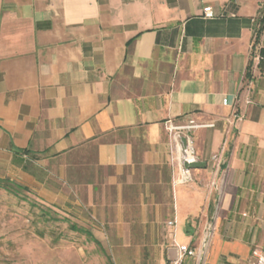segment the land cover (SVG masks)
<instances>
[{"label":"crops","instance_id":"0c3cea01","mask_svg":"<svg viewBox=\"0 0 264 264\" xmlns=\"http://www.w3.org/2000/svg\"><path fill=\"white\" fill-rule=\"evenodd\" d=\"M263 7L0 0V179L36 184L16 150L75 158L114 191L103 203L116 207L114 236L134 239L118 251L139 255L127 264H168L174 237L197 248L209 225L205 264H253L264 253V73H247ZM190 115L215 128L195 133L193 182L174 186L164 125ZM77 188L92 204L93 185Z\"/></svg>","mask_w":264,"mask_h":264},{"label":"rangeland","instance_id":"374dc122","mask_svg":"<svg viewBox=\"0 0 264 264\" xmlns=\"http://www.w3.org/2000/svg\"><path fill=\"white\" fill-rule=\"evenodd\" d=\"M26 161L36 184L28 191L0 188V264H127L139 257L132 249L118 251L124 244L133 247L134 239L124 243L114 236L116 207L103 205L115 201L114 191L99 175L79 171L75 158ZM79 185H93L92 204Z\"/></svg>","mask_w":264,"mask_h":264},{"label":"built area","instance_id":"2783aa9c","mask_svg":"<svg viewBox=\"0 0 264 264\" xmlns=\"http://www.w3.org/2000/svg\"><path fill=\"white\" fill-rule=\"evenodd\" d=\"M206 19H215L216 15L211 7H206ZM261 58L256 53L253 59V66H258ZM252 66V68H253ZM251 68V70H252ZM168 137L169 162L173 170L174 186H185L193 182V169L200 162L195 145V133L201 129H213L214 123H201L194 116L184 117L180 122L169 120L164 125ZM168 225L176 227V221H170ZM213 226L206 229L205 237L199 247L183 245L176 241L172 243L174 255L169 258L168 264H186L188 260L192 264H205L208 254ZM253 264H264V253L255 248L252 251Z\"/></svg>","mask_w":264,"mask_h":264},{"label":"trees","instance_id":"16d2710c","mask_svg":"<svg viewBox=\"0 0 264 264\" xmlns=\"http://www.w3.org/2000/svg\"><path fill=\"white\" fill-rule=\"evenodd\" d=\"M264 35V7L260 11V17L257 20L256 27L254 30V41H253V51H252V58L250 61V64L248 66V73L247 76H250L251 68L253 66V59L256 55V53L259 54L261 60L258 64V69L261 74L264 73V46H261L262 37ZM26 158H35V155H32L29 150H16L14 151V163L20 167H22L26 172L31 173V167L28 165V161H26ZM10 185L14 186L17 190H25L28 191V189L24 186H21L13 181H10L9 179H0V188L6 189L7 191H13L15 192ZM72 230L77 231V227H73ZM88 236L93 237L91 233H88ZM93 240L99 244V241L93 237Z\"/></svg>","mask_w":264,"mask_h":264}]
</instances>
